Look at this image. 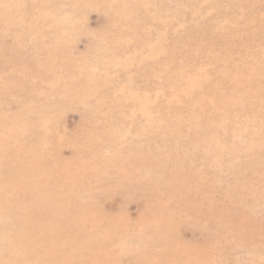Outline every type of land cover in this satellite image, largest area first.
<instances>
[{"label": "rangeland", "instance_id": "1", "mask_svg": "<svg viewBox=\"0 0 264 264\" xmlns=\"http://www.w3.org/2000/svg\"><path fill=\"white\" fill-rule=\"evenodd\" d=\"M0 264H264V0H0Z\"/></svg>", "mask_w": 264, "mask_h": 264}]
</instances>
